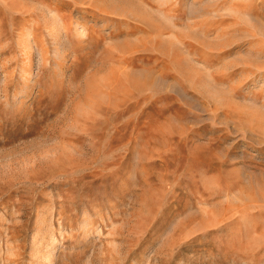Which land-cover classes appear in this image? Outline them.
<instances>
[{"label":"rangeland","instance_id":"obj_1","mask_svg":"<svg viewBox=\"0 0 264 264\" xmlns=\"http://www.w3.org/2000/svg\"><path fill=\"white\" fill-rule=\"evenodd\" d=\"M116 2L0 0V264H264V0Z\"/></svg>","mask_w":264,"mask_h":264},{"label":"bare ground","instance_id":"obj_2","mask_svg":"<svg viewBox=\"0 0 264 264\" xmlns=\"http://www.w3.org/2000/svg\"><path fill=\"white\" fill-rule=\"evenodd\" d=\"M114 1H116V0H114ZM118 1H121L123 4V6L121 7V8H119V7H117V6H112L111 8H113L114 10L116 9H120V10H117V11H121V12H128V10H129V7H130V5H131V2H130V0H117V2ZM113 2V1H112ZM117 2H116V4H117ZM121 2H119V3H121ZM114 3V2H113ZM115 4V3H114ZM110 5H112V4H110ZM131 8V7H130Z\"/></svg>","mask_w":264,"mask_h":264}]
</instances>
